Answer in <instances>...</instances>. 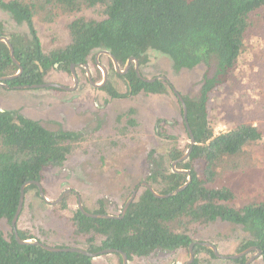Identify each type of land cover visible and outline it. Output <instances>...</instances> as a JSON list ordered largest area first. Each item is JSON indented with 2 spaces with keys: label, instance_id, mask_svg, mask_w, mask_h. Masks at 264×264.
<instances>
[{
  "label": "trees",
  "instance_id": "1",
  "mask_svg": "<svg viewBox=\"0 0 264 264\" xmlns=\"http://www.w3.org/2000/svg\"><path fill=\"white\" fill-rule=\"evenodd\" d=\"M0 9L28 30L26 35L9 36L15 57L23 67L18 78L5 82L13 89L46 83V76L57 65L71 73L73 64L79 67L92 61L100 77L95 55L102 50L110 51L122 69L132 57L144 66L149 62L150 52L168 57L177 73L206 66L199 94L195 98L183 96L196 140L190 158L177 165L178 170L191 171V183L183 192L159 199L141 186L122 219H93L79 209L66 218L59 210L69 208L68 197L57 207L49 206L36 185L27 187L25 196L36 192L40 202L50 208L52 217L64 223L69 237L74 242L83 241V249L91 253L116 249L126 253L129 261L160 251L186 250L189 254L190 245L196 243L194 236L221 221L240 226L248 234L237 254L257 247L264 258V195L241 205L237 203L233 185L221 182L227 165L247 150L259 153L264 159V67L252 65L245 79L237 76L248 38L258 39L260 53H264V0H0ZM86 11L94 14L82 15ZM61 15L73 16L66 24L69 42L46 50L36 22L52 24ZM1 37H6L2 22ZM108 59L111 74L128 86L127 92L121 93L109 80L101 89L112 99L168 93L170 85L166 80L144 82L134 64L125 77L120 76L112 59ZM18 71L8 45L1 42L0 78ZM142 76L145 78L143 72ZM94 80L98 82L96 77ZM239 85V96L234 100L237 105L226 103L227 109L239 118L228 131L216 134L210 106L218 100L224 101L223 91L233 96ZM241 90L244 92L239 93ZM136 113L131 108L119 117V121L125 118L123 131L138 126ZM162 121L156 125L158 135L162 133ZM184 126L187 130L185 121ZM83 142L84 135L80 132L50 130L39 121L0 109V224L6 220L12 226L24 184L29 181L43 184L45 169L63 166ZM154 153L149 155L151 169L143 182L167 195L189 181V175L175 173L168 164L186 153L177 141L168 154L155 156ZM91 213L108 214L104 201L99 200L97 210ZM18 233L23 240L41 241L19 227ZM194 253L192 264H217L219 260L212 249L198 244ZM202 253L210 258H201ZM116 255L123 264L122 256ZM94 260L80 253H56L38 245H21L14 230L7 238L0 226V264H95ZM247 260L245 256L218 264H245Z\"/></svg>",
  "mask_w": 264,
  "mask_h": 264
},
{
  "label": "rangeland",
  "instance_id": "2",
  "mask_svg": "<svg viewBox=\"0 0 264 264\" xmlns=\"http://www.w3.org/2000/svg\"><path fill=\"white\" fill-rule=\"evenodd\" d=\"M93 14L91 11L82 13L85 16ZM72 18L73 16L61 15L52 24L36 22L46 50L68 44L66 24ZM0 22L4 24L7 38L16 33L22 35L28 33L26 26L16 24L10 14L1 9ZM248 42L237 73L239 79H245L252 65L257 68L264 67V53H260L259 49L260 41L248 38ZM249 56L252 58L249 59ZM100 62L107 66L108 56L100 57ZM140 71L148 79L158 76L168 78L170 82L168 93L163 95L141 93L138 96L112 99L101 88L94 87L88 81L86 73L77 69L79 86L74 91L57 88L18 90L0 85L1 110L12 111L39 121L50 130L63 128L84 135V142L78 151L63 166L45 169L43 187L50 202L58 200L65 191L72 190L81 196L84 206L89 211L97 210L99 200H103L108 214L117 216L122 213L134 190L142 186V182L149 174L151 152L154 151L155 156L166 155L175 146L176 141L183 151H188L191 139L184 126L182 106L173 89L184 97L195 98L201 90L206 66L201 65L194 70L177 73L168 57L150 52L149 62L142 66ZM90 72L92 79L96 77L98 80V82L94 80L95 83L103 82V71L101 70L102 75L99 77L92 61ZM109 80L121 93L127 92L128 86L123 79L110 74ZM46 83L61 84L70 88L75 86L73 75L60 70L59 67L48 73ZM240 89V85L239 88L236 87L233 96L223 91L224 101L218 100L217 103L211 104V119L216 134L228 131L239 118L233 110L227 109L226 103L237 105L234 100L239 96L237 91ZM243 92L241 90L239 93ZM131 108L137 111L135 117L138 126L123 131L125 118L119 121V117ZM159 120H163L160 124L161 135H158L156 129ZM162 134L173 138H164ZM168 164L173 167L172 163ZM221 178L222 183L230 182L233 185L237 192L238 204L243 205L256 200L264 195V159L259 153L249 149L227 165V170L222 172ZM74 192L65 197H68L69 208L59 210L66 218H71L73 212L78 209V196ZM45 203L54 207L60 205V203L52 205L46 201ZM49 210L48 206L40 202L36 192L30 193L25 196L18 227L30 232L49 246L83 249L85 243L74 242L69 237L64 223L54 219ZM0 226L8 238L12 234V226L6 220L2 221ZM245 238H248V234L240 226L221 221L210 224L194 236L196 242L214 244L224 256L236 255L239 245ZM256 254L257 252L253 250L247 256L250 258ZM201 258L209 259L210 256L202 253ZM218 259L215 262L217 264L230 261ZM189 260L190 253L188 254L186 250L160 251L149 257L134 258L129 264H186ZM94 262L122 264L116 254L101 256ZM252 264H264L263 256L257 257Z\"/></svg>",
  "mask_w": 264,
  "mask_h": 264
},
{
  "label": "water",
  "instance_id": "3",
  "mask_svg": "<svg viewBox=\"0 0 264 264\" xmlns=\"http://www.w3.org/2000/svg\"><path fill=\"white\" fill-rule=\"evenodd\" d=\"M1 42H5L8 47H9V50H10V56L12 58V60L15 62V64L19 67V71L17 74L13 75V76H7V77H1L0 78V85L2 86H5L6 88H10L9 85H7L5 82L7 81H11V80H14L16 78H18L22 73H23V67L21 65V63L16 59L15 57V49L13 47V45L11 44V41L9 38L7 37H1L0 38V43ZM101 54H105L107 56H109L113 63H114V66H115V69H116V72L120 75H126L127 72L129 71V68L131 66V63L132 62H135L136 63V71H137V74H138V77L141 78L144 82H147V83H153L157 80H166L169 84V80L168 78L164 77V76H160V77H157V78H152V79H146V78H143L142 75L140 74V61L139 59L137 58H130L126 64V67L124 68V70L121 69V65L120 63L117 61L116 57L108 50H102L100 51L97 56H96V64L99 66V68L103 71L104 73V79H103V82L102 83H95L94 80L92 79V76H91V72H90V68L87 64L85 65H80L82 68H84L88 74V77H89V81L90 83L96 87V88H102L103 86H105L107 84V82L109 81V69L107 68V66L101 64L100 62V56ZM71 72H72V75L74 77V80H75V86L73 88H69L67 86H64V85H61V84H54V83H44V84H37V85H25V86H18V87H15L14 89H18V90H23V89H44V88H57V89H61V90H65V91H74L78 86H79V78H78V75H77V72H76V65L73 64L71 66ZM175 95L177 96L181 106H182V109H183V117H184V121H185V124H186V127H187V131L189 133V136H190V139H191V144H190V147L188 149V151L184 154V156H182L180 159L176 160L175 162H173L172 166H173V171L175 173H180V174H187L189 175V181L181 186L180 188L174 190L173 192L167 194V195H162L160 193H158L155 188L147 183V182H143L142 183V186L143 187H146L147 189H149L152 194L156 197V198H159V199H166V198H170V197H173V196H176L177 194L183 192L188 186L189 184L191 183V171L189 170H178L177 169V165L179 163H182V162H185L187 161L190 156H191V153L193 151V148L194 146L196 145V140H195V137L193 135V132L189 126V122H188V108H187V104L185 102V99L183 97V95L181 93H179L175 88L173 89ZM32 185H36L39 189V193H40V196L41 198H43L46 202L52 204V205H58L61 201H63L65 199V197L74 192L72 190H67L65 191L62 196L56 200L55 202H50L47 197H46V194H45V190H44V187H43V184L38 182V181H29L27 182L26 184H24V186L22 187V190H21V197H20V201H19V206H18V210H17V213L12 221V227H13V230H14V235H15V238L17 240V242L21 245H30V244H33V245H38L40 247H42L43 249L45 250H48L50 252H56V253H60V252H70V253H80V254H84L86 256H89L93 259H96V258H99L101 256H104V255H109V254H120L123 258V264H129V259H128V256L126 253L122 252V251H119V250H116V249H106V250H102L100 252H97V253H91V252H88L87 250L85 249H82V248H78V247H67V248H58V247H53V246H49L41 241H35L33 242L32 240H23L21 239V237L19 236V233H18V222H19V219H20V215L23 211V207H24V202H25V189L29 186H32ZM138 191H139V188H137L136 190H134V192L132 193V195L130 196V198L128 199V201L126 202V204L124 205L123 207V210H122V213H121V216H114V215H110V214H94V213H91V212H88L85 207H84V204L82 202V198L81 196L76 193V195L78 196V209L87 217L89 218H93V219H122L125 217L129 207L131 206V204L135 201L136 197H137V194H138ZM201 245V246H205V247H208L210 249L213 250V252L215 253L216 257L220 258V259H223V260H237V259H241L245 256H247L249 253H251L253 250H255L257 252V254L255 256H252L250 258H248V260L246 261L245 264H252L253 261L262 255V251L259 250L257 247H251L239 254H236V255H233V256H224L222 255L218 248L212 244V243H208V242H196V243H193L190 245V248H189V251H190V260L186 263V264H192L195 260V253H194V247L195 245Z\"/></svg>",
  "mask_w": 264,
  "mask_h": 264
},
{
  "label": "flooded vegetation",
  "instance_id": "4",
  "mask_svg": "<svg viewBox=\"0 0 264 264\" xmlns=\"http://www.w3.org/2000/svg\"><path fill=\"white\" fill-rule=\"evenodd\" d=\"M100 52V51H99ZM99 52H97V54L99 53ZM97 54H96V56H97ZM96 56H95V61H96ZM102 56H107V55H105V54H101V56L100 57H102ZM109 57V56H108ZM110 58V57H109ZM128 62V61H127ZM127 64V63H126ZM133 64H134V67H135V70H136V63L135 62H132L131 63V66H130V68H129V71L131 70V68L133 67ZM88 66H89V68H90V63H88L87 64ZM56 67H58V65L56 66ZM125 67H126V65H125ZM124 67V68H125ZM99 68V67H98ZM107 68L109 69V77H110V74H111V70H110V65L108 64L107 65ZM124 68H123V70H124ZM140 68H141V65H140ZM76 69L77 70H84L85 71V73H86V75H88L87 74V72H86V70L84 69V68H82L81 66H79V67H76ZM97 69V68H96ZM100 69V68H99ZM116 70V69H115ZM129 71L127 72V74L129 73ZM83 72V71H82ZM84 73V72H83ZM136 73H137V71H136ZM70 74H72V72L70 73ZM118 74V73H117ZM126 74V75H127ZM140 74L142 75V72L140 71ZM120 75V74H119ZM126 75H120V76H123V77H125ZM138 75V74H137ZM143 77V76H142ZM158 77H160V76H158ZM157 78V77H156ZM88 81H89V77H88ZM108 83V82H107ZM70 88V87H69Z\"/></svg>",
  "mask_w": 264,
  "mask_h": 264
}]
</instances>
